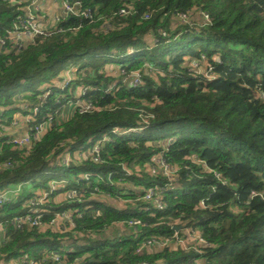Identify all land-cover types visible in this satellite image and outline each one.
<instances>
[{
    "label": "trees",
    "instance_id": "trees-1",
    "mask_svg": "<svg viewBox=\"0 0 264 264\" xmlns=\"http://www.w3.org/2000/svg\"><path fill=\"white\" fill-rule=\"evenodd\" d=\"M78 1L18 48L27 4L0 0V195L22 189L0 205V264H264V0ZM28 116L51 125L18 147Z\"/></svg>",
    "mask_w": 264,
    "mask_h": 264
},
{
    "label": "built area",
    "instance_id": "built-area-1",
    "mask_svg": "<svg viewBox=\"0 0 264 264\" xmlns=\"http://www.w3.org/2000/svg\"><path fill=\"white\" fill-rule=\"evenodd\" d=\"M63 4H64V11L66 13L65 16L70 15V14H74L78 8L82 7L81 2L78 0L74 1V3H71L69 0H64ZM24 7L22 8V11H24L25 15L23 18H20L19 25H17L14 28V31L11 34L12 37H15L17 39L18 48H21L24 45L21 38L27 37L32 42V41H34L35 37H38L39 35H43L45 33L44 32L45 27L42 26V24L39 22V18L34 13V9L32 8V6H24ZM120 12H121V14H125V10H121ZM85 15L89 16L90 11H87L85 13ZM59 21H60V19L58 18V19H56L55 22H59ZM5 45H6L5 40L0 39V53L2 51H4ZM211 72H212V70H210V73L208 74V76H210V77H211ZM69 81H70V79L66 80L65 83L67 84ZM135 83L137 84V81ZM86 108H88V107H86ZM84 110H86V109H84ZM36 111L37 110H35V112ZM25 120H26V122H30L31 116L25 117ZM50 120H52V119H50ZM50 125H51V121L48 122L47 124H40L39 126H37L35 128H31V131H29L25 136L14 137L10 141V143H12L18 147H26V146L30 145L33 142V140L38 139L44 133L45 129L47 127H49ZM97 153H98V151H97ZM98 160H99V157H95V161H98ZM67 162L68 161H66L65 164H67ZM166 168H168V166H164L162 164L161 169H164L165 173L164 172L163 173L165 175H167ZM10 195H11L10 191H6L2 195H0V205L9 201ZM73 195L75 196L76 193H73ZM153 196L154 195L151 192L146 196V199L150 200L151 197L153 198ZM45 198H47V195H45L44 199ZM154 203L159 208L162 207V202L160 201L159 198H155ZM33 212H34V215H30V216H27L25 218H18L16 221L17 226L22 227L25 224H30L31 226L39 227L40 225H42L43 216L41 214H39L38 211H33ZM69 218H70V215H67V214L58 215L57 220H55L52 224H54L57 228H60L63 220L69 219ZM135 224H138V223L137 222L131 223V225H135ZM193 236H195L194 233H193ZM195 237H197V236H195ZM198 238H199V241H202V244H205V242L200 237H198ZM187 244H189V243H187ZM195 244L198 245V243H195ZM163 245H165V244H163ZM53 260H54V262L62 263L63 258L61 255L56 254V255H54ZM22 262L24 263L25 261H22ZM30 264H37V263L30 262Z\"/></svg>",
    "mask_w": 264,
    "mask_h": 264
},
{
    "label": "rangeland",
    "instance_id": "rangeland-1",
    "mask_svg": "<svg viewBox=\"0 0 264 264\" xmlns=\"http://www.w3.org/2000/svg\"><path fill=\"white\" fill-rule=\"evenodd\" d=\"M192 69L196 70L198 73L201 72L202 74H206V76L210 78V76H208V74L210 73V70L209 71L206 70L201 65H197V63H195V62H194V66L191 68V70ZM71 74H72L71 71H68V77L66 78L67 80H68L69 76H71ZM47 87L48 86H43V87H41V89H45ZM64 90H62V91H64ZM83 90L86 91V89H83ZM80 92H81V89H80ZM79 105H80V103H77L78 107H79ZM71 107H72V104H70L69 110H71ZM66 111H68V109ZM72 111H74V109ZM62 116L63 115L61 114L60 117H62ZM65 118L66 117H63V119H65ZM31 128L32 127H30V122H26V120H23V121L19 122V120H17L15 122H13L11 130L8 133L13 138L14 137H20L24 132H25V135H26L29 131H31ZM0 136H4V134L0 133ZM67 166H69V165H67ZM145 169H146V171L153 172V173L157 171V169H154V167H151V166L148 167V169H147V167H145ZM158 169H161V166H159ZM161 171H162L161 173H163V172L165 173L164 169H162ZM166 172H167V176L168 177H172V179L175 178L174 176H176V174H175L176 172H174V171L169 172L168 168H166ZM163 190H164V188H161V191H163ZM10 193H11L10 197H12V199H13L15 197V195L22 193V189L21 188L11 189ZM126 194H127L126 192H122V195H126ZM145 200H147V199H145ZM133 202L134 201L131 200L130 204H128V202H125L123 199H120V204L122 206H124V207H128V205H134ZM125 231H126L125 233H129V236L131 235V233H130L131 230L125 228ZM113 234L117 235V237H120V238L123 236L121 229L118 230V231H114ZM110 235L112 237V234H110ZM174 237L176 239H179V240L182 238L181 242L186 247H189V245L186 244V242L189 243V244H192V243H198L199 245L202 244V241H199L198 237L193 236V233L192 232L190 233V232L186 231L185 228H183V229L180 228V227L179 228H175ZM183 239H185V240H183ZM78 242L79 243L77 244V246L84 245L81 240H79ZM0 244H2V243L0 242ZM66 250L68 252H73L74 248L73 247H69ZM11 262H13V261H10V263ZM15 264H17V263H15ZM18 264H22V262H19Z\"/></svg>",
    "mask_w": 264,
    "mask_h": 264
},
{
    "label": "crops",
    "instance_id": "crops-1",
    "mask_svg": "<svg viewBox=\"0 0 264 264\" xmlns=\"http://www.w3.org/2000/svg\"><path fill=\"white\" fill-rule=\"evenodd\" d=\"M63 1L64 0H24L27 4L26 6H32L34 13L39 18V22L44 27H51L57 23L55 22L56 19H61L65 16L66 13L64 11ZM13 38L17 42V39L15 37ZM21 39L25 45L31 42L27 37ZM24 133L22 135H24Z\"/></svg>",
    "mask_w": 264,
    "mask_h": 264
}]
</instances>
